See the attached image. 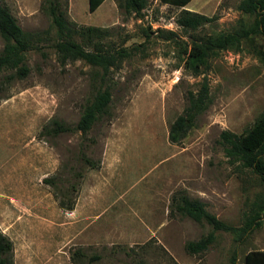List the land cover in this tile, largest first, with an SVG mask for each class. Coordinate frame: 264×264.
Here are the masks:
<instances>
[{"label": "rangeland", "instance_id": "rangeland-1", "mask_svg": "<svg viewBox=\"0 0 264 264\" xmlns=\"http://www.w3.org/2000/svg\"><path fill=\"white\" fill-rule=\"evenodd\" d=\"M45 0H0L25 31L55 35ZM241 0H191L175 6L147 0L141 16L117 0L90 12L88 0H63L70 21L110 31L119 47L139 45L119 67L102 76L78 59L61 64L53 40L28 51L25 78L0 74V230L13 243L14 264H244L247 251L264 247V219L244 241L172 209L173 195L200 198L207 209L238 226L264 183L250 168L230 163L220 135L244 133L264 113V63L254 45L222 50L196 75L185 66L193 35L248 25L254 15ZM183 8L215 16L196 30L177 22ZM172 30L175 40L162 31ZM5 40L0 35V52ZM207 78L211 103L179 143L169 139L187 93ZM112 95L107 112L83 133H49L57 120L74 128L99 89ZM89 157L98 168L85 165ZM74 188L76 190H74ZM74 208L61 205L69 191ZM214 231L205 250L190 253L189 241Z\"/></svg>", "mask_w": 264, "mask_h": 264}, {"label": "trees", "instance_id": "trees-1", "mask_svg": "<svg viewBox=\"0 0 264 264\" xmlns=\"http://www.w3.org/2000/svg\"><path fill=\"white\" fill-rule=\"evenodd\" d=\"M105 0H88L89 11H95ZM163 3L175 6H186L191 0H161ZM120 8L127 13L142 15L147 0H117ZM63 0H45L44 11L51 17L55 28V35L49 31L29 32L22 29L15 16L6 5L0 4V35L5 45L0 52V74L5 70H12L11 77L25 78L29 74L26 63L28 51L41 47V43L53 40L58 61L65 64L68 61L81 59L88 64L99 67L104 77L112 68L119 67L139 45L131 47H116L106 40L110 31L98 26H80L70 21ZM240 11L254 15V21L247 24L240 20L236 28L230 31H221L216 34L193 35L184 48L185 66L196 75L208 67L209 59L222 50H240L245 40L253 36H264V0H241L238 4ZM216 19L203 13L183 8L177 22L186 30H196L199 27ZM162 31L164 37L175 40L176 33L172 30ZM254 51L264 63V48L254 45ZM112 95L109 89H99L93 99L87 103L81 112L79 121L71 128L57 120L51 128H46L55 135L79 130L83 133L90 130L95 121L107 112ZM210 87L207 78L201 82L197 91L187 93V105L184 111L173 121L169 129V139L173 143L181 142L196 125V121L210 105ZM229 162L239 163L244 168H250L264 183V113L245 130L237 134L230 130H223L220 135ZM86 166L94 169L99 164L89 157L83 158ZM74 190H76L74 188ZM66 202L61 205L71 210L74 208L75 197L70 190ZM172 209L181 215L190 217L196 222L206 221L214 230H222L234 234L236 240L244 241L255 229L259 228L264 219V194H258L242 215V222L235 226L226 223L207 209L206 203L200 198H191L186 193L173 195ZM215 240L214 231L196 241H189L186 249L190 253L205 251ZM235 257L233 264H235ZM0 264H14L13 243L0 230ZM244 264H264V251L250 250L245 254Z\"/></svg>", "mask_w": 264, "mask_h": 264}, {"label": "crops", "instance_id": "crops-1", "mask_svg": "<svg viewBox=\"0 0 264 264\" xmlns=\"http://www.w3.org/2000/svg\"><path fill=\"white\" fill-rule=\"evenodd\" d=\"M250 250H253V249H250ZM249 250V251H250ZM255 250H261V251H264V247H261V248H256ZM248 252V251H247Z\"/></svg>", "mask_w": 264, "mask_h": 264}]
</instances>
